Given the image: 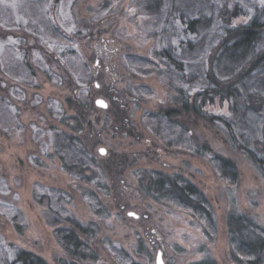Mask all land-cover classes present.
<instances>
[{
    "label": "rangeland",
    "instance_id": "obj_1",
    "mask_svg": "<svg viewBox=\"0 0 264 264\" xmlns=\"http://www.w3.org/2000/svg\"><path fill=\"white\" fill-rule=\"evenodd\" d=\"M143 6L139 0H0V264L10 244L53 263L63 258L54 218L93 229L98 259L85 264H119L113 247L140 264H157L160 250L164 264L208 257L237 264L230 255L229 213H247L264 226V179L222 130L179 117L187 139L172 142L163 126L147 119L148 112L174 106L176 94L157 66L140 73L127 67L130 53L152 57L153 31ZM102 35L114 41L107 51ZM111 52L115 71H123L113 81L96 73ZM99 96L108 108L93 104ZM87 98L92 104L84 108ZM207 111L229 115L227 105ZM72 117H80L82 133L92 131L95 158L108 167L103 176L95 170L101 183L87 179L90 171L81 178L70 173L54 152V133L75 134ZM216 154L235 161V183L217 173ZM154 172L180 174L200 188L215 230L189 209L144 191L142 177Z\"/></svg>",
    "mask_w": 264,
    "mask_h": 264
},
{
    "label": "trees",
    "instance_id": "obj_2",
    "mask_svg": "<svg viewBox=\"0 0 264 264\" xmlns=\"http://www.w3.org/2000/svg\"><path fill=\"white\" fill-rule=\"evenodd\" d=\"M150 16L152 57L130 53L129 70L160 69L174 89V106L148 112V120L163 126L170 141H185L187 130L180 117L204 119L222 130L225 140L242 152L264 179V3L262 0H139ZM247 20V21H246ZM148 28V27H147ZM85 101V102H84ZM83 107L92 104L87 98ZM95 105V101H93ZM72 103V102H71ZM75 103V102H73ZM211 105H227L229 115L209 113ZM74 133L53 134V148L63 167L77 177L102 182L107 174L91 144L92 131L82 133L80 117ZM91 129V124H89ZM204 149L210 151L205 144ZM123 160H121L122 163ZM217 173L227 182L238 179L235 161L221 154L212 159ZM117 168V165H115ZM96 170V171H95ZM96 174V175H94ZM143 190L155 200L189 209L210 229L216 221L210 201L180 174L154 172L142 177ZM66 219V218H65ZM64 220V219H63ZM54 218L55 234L64 256L56 262L25 247L10 244L1 264H85L98 259L90 225L73 218ZM17 229L20 224L15 222ZM61 225V226H60ZM230 255L237 264H264V226L247 213L230 212L227 218ZM143 249V241L138 244ZM119 264H140L122 248L113 247ZM191 264H218L204 258Z\"/></svg>",
    "mask_w": 264,
    "mask_h": 264
},
{
    "label": "flooded vegetation",
    "instance_id": "obj_3",
    "mask_svg": "<svg viewBox=\"0 0 264 264\" xmlns=\"http://www.w3.org/2000/svg\"><path fill=\"white\" fill-rule=\"evenodd\" d=\"M113 43H114V41H113V39L111 37L105 36V35H102L101 36V44L104 47V51L106 49H108L109 46L112 45ZM113 54H114V52H111L109 54V63L107 62L106 64H102L101 62H99V65H98L99 71H97L96 73H98V75H99L100 78H103V77L106 78L107 77V78H110L113 81V80L119 79L120 78V75L123 74V71L122 70L119 72L120 74L115 71L116 68H117V65L114 62V55ZM102 66H104V67H102ZM101 71H102L103 74H99ZM95 87L97 89L100 88V84L99 83L98 84L95 83ZM109 92L111 93V92H113V90L111 89V91H109ZM99 97H97V98H99ZM97 98H95L94 101ZM113 99H115L116 101H118V100L121 101L120 99L117 98L116 95H115V97H113Z\"/></svg>",
    "mask_w": 264,
    "mask_h": 264
},
{
    "label": "water",
    "instance_id": "obj_4",
    "mask_svg": "<svg viewBox=\"0 0 264 264\" xmlns=\"http://www.w3.org/2000/svg\"><path fill=\"white\" fill-rule=\"evenodd\" d=\"M96 63H98V60L96 61ZM95 105H96L97 107H100V108L106 109V108H108V101L105 100L104 98L99 97V98H97V99L95 100ZM101 149H104L105 152H104V153H101V151H100ZM99 152H100L102 155H104V154L106 153V149L103 148V147H101V148L99 149ZM127 214H128V216H131V217H135V218H138V217H139V215H138L136 212H133V211H129ZM156 263H157V264H164L163 256H162V250H160V251L158 252V254H157V260H156Z\"/></svg>",
    "mask_w": 264,
    "mask_h": 264
},
{
    "label": "snow or ice",
    "instance_id": "obj_5",
    "mask_svg": "<svg viewBox=\"0 0 264 264\" xmlns=\"http://www.w3.org/2000/svg\"><path fill=\"white\" fill-rule=\"evenodd\" d=\"M262 3H264V0H262ZM100 151H101V153H104L105 152L104 149H101Z\"/></svg>",
    "mask_w": 264,
    "mask_h": 264
}]
</instances>
